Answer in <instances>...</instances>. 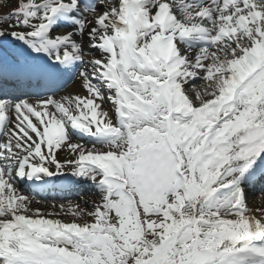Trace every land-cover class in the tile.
<instances>
[{
  "label": "snow or ice",
  "instance_id": "obj_1",
  "mask_svg": "<svg viewBox=\"0 0 264 264\" xmlns=\"http://www.w3.org/2000/svg\"><path fill=\"white\" fill-rule=\"evenodd\" d=\"M16 5L0 14V264H264V0ZM73 76L87 95L57 98ZM56 181L90 184L92 210L33 209L23 185Z\"/></svg>",
  "mask_w": 264,
  "mask_h": 264
},
{
  "label": "bare ground",
  "instance_id": "obj_2",
  "mask_svg": "<svg viewBox=\"0 0 264 264\" xmlns=\"http://www.w3.org/2000/svg\"><path fill=\"white\" fill-rule=\"evenodd\" d=\"M97 55H99L98 52H97ZM69 94H71V95L79 94V95H84V96L87 95V92L83 88L82 82H81L80 79H76L69 87H67V89L64 92L59 93L58 95H56V97L59 98L61 95H69ZM102 107L105 108V109H109L111 107L110 102L105 101L104 104L102 105ZM61 155H63V153H61ZM254 191H255V189L253 190V193H254ZM256 191H257V189H256ZM257 193H259V196H258L259 198H257V199L253 195L249 196V206L250 207H264V193H260V192H257ZM64 200L65 201L62 202V203H58V204L55 203L57 205V207H55V208L52 207L53 203H46L44 205V203L42 201H37V200H35L32 205L40 204V206L43 207L42 208L43 212H45V213H48V212L58 213V212H60V209L58 207L59 204L67 205L69 203L67 201V199H64ZM73 200H75V199H71L72 203L75 202ZM86 200H89L90 203H91V201L97 200V197L94 195V197H92V198L88 197V198H86ZM81 206L82 207H87L88 210H92V207H89L88 205L81 204ZM32 208L35 209V208H38V207L35 206V207H32ZM60 218L61 219H66L63 216H61Z\"/></svg>",
  "mask_w": 264,
  "mask_h": 264
},
{
  "label": "rangeland",
  "instance_id": "obj_3",
  "mask_svg": "<svg viewBox=\"0 0 264 264\" xmlns=\"http://www.w3.org/2000/svg\"><path fill=\"white\" fill-rule=\"evenodd\" d=\"M17 5H16V0H0V14H6V13H8L10 10H12V9H14L15 7H16ZM85 143H88L87 141H84ZM86 188V190H84V193H86L85 195H83L81 198H79L78 199V201L77 202H74V203H81V199H86V198H88V197H90V198H92V197H94V195L92 194L93 193V191H94V189L92 188V186L89 184V186L88 187H85ZM23 191L28 195L29 193L27 192V191H25L24 189H23ZM257 192H259V190L257 189V191H256V189H255V191H254V197L257 199V198H259L258 196H259V193H257ZM35 200H38V201H42V200H40V199H35ZM80 200V201H79ZM43 203H44V205L46 204V203H49L50 201H42ZM51 203H56V204H58V202L56 201V202H51ZM81 204H83V203H81ZM38 207V208H43V207H41L40 206V204H35V205H31V207ZM88 206L89 207H92V204L91 203H89L88 204ZM89 211H91V210H89Z\"/></svg>",
  "mask_w": 264,
  "mask_h": 264
}]
</instances>
